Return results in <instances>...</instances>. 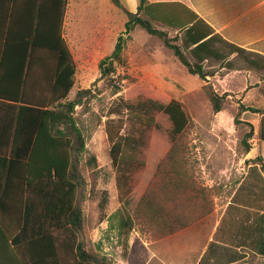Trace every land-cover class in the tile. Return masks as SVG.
Returning <instances> with one entry per match:
<instances>
[{"label":"trees","instance_id":"1","mask_svg":"<svg viewBox=\"0 0 264 264\" xmlns=\"http://www.w3.org/2000/svg\"><path fill=\"white\" fill-rule=\"evenodd\" d=\"M136 1V11L130 12L120 0H110L125 14L126 21L112 52L98 62L101 77L115 72L117 63L124 64L125 41L137 26L158 37L187 72L202 81L221 67H254L255 54L226 42L203 20L194 19L185 26L174 19L160 18L157 9H149L147 0ZM66 5L67 0H40L32 34L23 42L27 70L37 48L47 47L56 54L59 62L53 84L56 94L49 98L25 97L24 76L17 84L21 88L19 94L6 90L0 83V264H114L112 258L98 249H89L83 236L79 195L84 178L78 164L84 151V137L73 112L80 102L78 97L88 90L68 99L76 66L62 37ZM156 24L176 28L178 33L169 36ZM3 31L0 32L2 52L8 41V34ZM232 54L235 57L229 59ZM203 88L207 89L214 111L221 110L226 95L217 94L210 84ZM121 101L133 125L121 135L119 120L114 131L108 125L106 132L118 196L124 204L131 192L132 176L143 166L138 155L147 143L148 132L157 126L155 115L164 113L171 123L172 144L157 165V179L142 192L131 212L121 215L119 225L126 231L138 225L140 232L146 229L154 236L163 237L204 215V211L192 215L197 204L193 205L191 214L190 201L183 196L186 191L196 190L191 174L184 167L187 146L180 140L189 118L183 105L167 93L156 92L154 97L135 101L125 96ZM233 122L236 126L240 123L238 115ZM262 122L259 136L264 139V119ZM250 135L251 131L243 135L244 152L250 148L246 143ZM261 216L264 222V214ZM108 220L111 222L112 218L109 216ZM122 253L126 255L125 248Z\"/></svg>","mask_w":264,"mask_h":264},{"label":"rangeland","instance_id":"2","mask_svg":"<svg viewBox=\"0 0 264 264\" xmlns=\"http://www.w3.org/2000/svg\"><path fill=\"white\" fill-rule=\"evenodd\" d=\"M124 3L128 6L127 0ZM95 6L96 15L74 22L76 30H73L71 49L76 74L68 95L72 100L79 91L88 90L78 97L80 102L73 112L84 137V151L78 164L84 178L79 205L88 248L94 249L101 238H106V247H116V242L113 244L110 239L113 234L108 230L109 224L105 223L107 213L120 202L123 213L131 212L142 191L157 179V165L172 144L171 123L167 115L157 113V126L148 132L147 143L138 155L143 166L133 174L131 192L123 204V198L117 193L106 128L109 125L114 131L117 121L121 120L119 134L124 135L126 128L132 127L133 119L124 110L121 98L126 96L135 101L163 92L178 100L189 118L180 140L187 146L184 167L191 174L196 190L186 191L183 196L190 201L191 214L193 205L197 204V211L192 215L200 211L204 215L194 218L185 233H190L191 244L199 251L207 247L199 264H264L261 216L264 214V168L262 174L258 168H248L250 161L242 157L243 138L233 130L236 125L230 116L214 111L207 89L203 88L211 82L188 73L158 37L138 26L125 41L124 64L115 65L122 87L116 86L111 76L101 77L98 62L114 49L124 30L126 16L110 0H97ZM225 107L229 109L228 105ZM135 230L140 232L138 225ZM115 233L113 236L123 251L128 231L120 229ZM120 260L113 259L115 264H123L124 258Z\"/></svg>","mask_w":264,"mask_h":264},{"label":"crops","instance_id":"3","mask_svg":"<svg viewBox=\"0 0 264 264\" xmlns=\"http://www.w3.org/2000/svg\"><path fill=\"white\" fill-rule=\"evenodd\" d=\"M39 1L0 0V32L4 30V34H8L5 50L2 52L0 49V83L6 90L19 94L21 88L17 87V84L23 76L26 77L24 78L26 82L24 95L29 98L54 96L56 93L53 90V84L59 68L56 54L47 47H39L33 51L28 70L26 69V46L23 42L28 35L32 34ZM72 1L74 3L67 0L62 24V37L71 54V40L74 38L77 20L96 15L97 0ZM127 1L128 6L125 5L124 0H120L126 10L135 12L137 1ZM147 2L149 9H157L159 17L164 20L174 19L180 24L189 26L194 19H201L226 42L255 54L253 68L221 67L206 79L208 83L211 82L217 94L226 95L224 107L216 113L230 116L232 120L238 115L240 123L233 128V130L236 129L237 136L243 138L245 132L251 131L250 137L246 139L250 148L243 153L242 157L250 161L248 168H258L262 174L264 167L258 162L264 164V139L259 136L264 119V0H147ZM159 28L167 31L169 36L178 33L176 28L167 26H159ZM132 44L135 45L133 41ZM234 57L235 54H232L229 59ZM158 67L163 69L161 65ZM21 69L23 71H20ZM225 105H228L229 109ZM241 106L244 109L240 110ZM255 158H260V161H253ZM244 180L245 178L240 184ZM234 195L235 192L232 197ZM120 203L106 215L105 223L109 224L108 230L113 235L116 234L115 231L120 230L119 225L123 215ZM109 216L112 218L111 222L108 220ZM192 225L191 223L181 227L163 237L151 236V231L146 229L142 234L133 228L128 231L125 241V256L117 241L116 247L112 248L110 253L105 252L106 238H99L100 241L95 248L117 262H121L120 258H124L123 264H199L207 247L199 251L191 244L190 233L186 234L185 231L190 230Z\"/></svg>","mask_w":264,"mask_h":264},{"label":"built area","instance_id":"4","mask_svg":"<svg viewBox=\"0 0 264 264\" xmlns=\"http://www.w3.org/2000/svg\"><path fill=\"white\" fill-rule=\"evenodd\" d=\"M110 76L114 79L113 82L116 84V86H118L119 88H121L122 85H123V82H122V80H118V78H117V76H118V69L115 68V72H112L110 74ZM110 239L113 240L112 241L113 244L117 241V239L114 236H111ZM111 250H112V248L109 246V247H106L105 252L110 253Z\"/></svg>","mask_w":264,"mask_h":264}]
</instances>
